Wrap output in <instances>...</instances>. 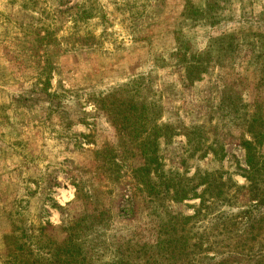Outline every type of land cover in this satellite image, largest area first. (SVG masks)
<instances>
[{
	"label": "rangeland",
	"instance_id": "obj_1",
	"mask_svg": "<svg viewBox=\"0 0 264 264\" xmlns=\"http://www.w3.org/2000/svg\"><path fill=\"white\" fill-rule=\"evenodd\" d=\"M193 60L205 71L192 83ZM253 120L264 131V0H0V264L33 261L14 257L7 236L35 250L47 239L61 245V228L96 207L79 198L83 183L107 221L81 238L77 264H197L191 247L182 261L159 251L171 236L197 243L181 220L199 201L172 202L155 172L162 194L150 197L135 179L146 163L142 144L160 135L148 150L164 178L218 172L243 187L239 141L252 140ZM193 126L202 128L203 149L188 145ZM211 148L224 159L203 157ZM101 149L118 170L97 160ZM240 202L220 210L238 214L247 209ZM208 233L211 257L233 245L214 249Z\"/></svg>",
	"mask_w": 264,
	"mask_h": 264
},
{
	"label": "trees",
	"instance_id": "obj_2",
	"mask_svg": "<svg viewBox=\"0 0 264 264\" xmlns=\"http://www.w3.org/2000/svg\"><path fill=\"white\" fill-rule=\"evenodd\" d=\"M78 7L80 5H77L75 9ZM183 46L184 44L179 49L184 48ZM180 54L181 52L177 53L176 56L178 57ZM182 57H185V55ZM203 71H205V66L197 64L195 60H193V63L188 62L186 72L188 73L189 82L193 83L195 77L196 80H200L199 78L201 77L199 75ZM105 104L106 97L101 95L98 100V106H100L102 111H104ZM255 123V120H253L248 131L252 136V140L243 138L239 141L245 150L247 167L245 170L239 169L240 174L248 183L243 187L235 183L232 177L227 180L223 179V174L218 172L209 173L198 170L195 176L191 178L181 177L180 173L172 174L173 178H164L165 175L160 164L161 160L157 152L148 150L150 146L158 145L160 135H158V141L156 138L154 142L145 141L142 144V147L145 148L142 154L146 163L143 168L136 171L135 179L141 180L143 190L146 192L151 191L152 193H148L150 197L162 194L161 192L157 193L158 185L153 184L151 180V175L155 172L157 179L167 182L166 190L168 194L172 195V202L199 201V206L195 209L194 215L191 217L183 216L181 220L184 227L191 224V229L196 231L195 235L199 239L197 243L190 245L191 238L189 236H177V239L171 236L172 239L167 241L169 247L159 249L161 253L171 251V255L174 258L179 256V261H182L184 259L181 258L184 256L186 259L189 257L188 251L192 248L201 254L197 264H264V131L261 130V125H256ZM158 129L160 131L164 130L166 141L172 139L173 131L170 126L157 127L156 130L159 131ZM186 130L188 145L190 147L193 146L195 150L203 149L204 134L202 128L193 126L191 129ZM105 151L107 150L96 151L97 160L101 158L103 163L114 166L118 170L119 167L113 160V154H107ZM210 151L221 160L225 157L223 155L219 157L218 152L212 148L206 151L203 157L208 156L209 153L207 152ZM88 187L89 185L86 183L79 185L77 187L78 196L80 198L81 194L85 201L91 202L96 207L91 213L84 217L72 219L61 228L65 235L61 245L54 243L51 239H47L48 245L45 247L39 246L35 250L31 246H26V242L19 245V238L16 235H11L5 237L7 250L12 252L10 245L13 241H16V244L13 243L15 245L14 257L19 254L33 257L32 264L79 263L80 258L84 256L83 246L80 242L81 238L89 236L86 235V232L94 229L97 222L102 224V222L107 221V218L103 219L106 211L100 210L101 199H98ZM201 188L202 190L199 192ZM241 200L245 201L247 209L239 211L238 214L233 213L230 209V212L220 210L222 207L234 208V202H236V206L241 205ZM237 208L239 209V207ZM41 231L45 232L46 230L43 228ZM208 231L216 234L214 241L210 243V246L214 247V249L227 242L233 243V245L226 247L224 251H219L224 248L221 247L217 250L216 255L212 257L207 255V248L204 249V244L209 239L205 238L209 237ZM26 233V231H21V239H26ZM209 250L214 251L212 248ZM196 261H198L197 257Z\"/></svg>",
	"mask_w": 264,
	"mask_h": 264
}]
</instances>
